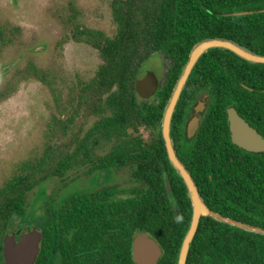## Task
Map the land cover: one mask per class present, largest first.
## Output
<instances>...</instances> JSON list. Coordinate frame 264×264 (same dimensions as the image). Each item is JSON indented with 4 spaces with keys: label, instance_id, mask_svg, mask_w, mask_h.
<instances>
[{
    "label": "trees",
    "instance_id": "trees-1",
    "mask_svg": "<svg viewBox=\"0 0 264 264\" xmlns=\"http://www.w3.org/2000/svg\"><path fill=\"white\" fill-rule=\"evenodd\" d=\"M109 2L115 23L112 34L87 25L72 1L62 18V46L75 41L99 54L90 79H80L63 97L57 75L32 60L14 75L47 85L59 110L48 124L42 151L21 161L0 185V264L4 238L15 217L23 221L17 236L36 222L42 230L34 264H136L132 240L139 230L148 231L160 243L159 264H176L191 201L161 136L165 105L198 40L228 36L264 53V11H259L264 0ZM240 10L257 11L233 14ZM154 52L167 60L166 77L153 100L143 99L136 90V78ZM224 56L238 69H256V75H243L245 83L264 87V75L259 73L264 65L250 64L227 49H210L199 59L177 105L175 145L212 209L264 227V154L233 144L226 115L227 104L235 101L247 114L264 116V91L242 87L226 75L218 63ZM199 79L210 82L212 102L196 136L187 140L184 120L190 99L198 93ZM14 89V82L8 83L0 91V100ZM81 109L84 120L74 136L62 145L54 143L57 134L67 133ZM85 164L88 172L126 171L131 184L119 196L115 187L108 186L74 193L61 205L50 203L43 219L29 218L33 189L49 177H63ZM186 264H264V234L203 216Z\"/></svg>",
    "mask_w": 264,
    "mask_h": 264
},
{
    "label": "rangeland",
    "instance_id": "rangeland-1",
    "mask_svg": "<svg viewBox=\"0 0 264 264\" xmlns=\"http://www.w3.org/2000/svg\"><path fill=\"white\" fill-rule=\"evenodd\" d=\"M75 2L82 10L83 21L109 34L115 30L109 0H0V91L14 82V91L0 100V185L12 175L17 165L40 153L46 141L48 124L59 107L51 89L41 81L14 77L28 61L51 70L57 75L63 97L80 79L93 76L100 57L90 46L70 41L63 46L62 18L68 13L69 2ZM140 71L155 74L158 80L166 76L167 60L160 52H154L142 64ZM17 78V79H16ZM156 95L143 99L153 100ZM84 120L83 109L67 133H59L54 143H62L74 136ZM89 165H78L63 176H52L29 194L30 217L41 220L50 203L61 205L74 193L95 190L103 186L115 187V195H121L131 181L122 171L88 172ZM22 222L13 218L10 231L16 232ZM39 226L38 222L34 223ZM25 226V225H24Z\"/></svg>",
    "mask_w": 264,
    "mask_h": 264
},
{
    "label": "water",
    "instance_id": "water-1",
    "mask_svg": "<svg viewBox=\"0 0 264 264\" xmlns=\"http://www.w3.org/2000/svg\"><path fill=\"white\" fill-rule=\"evenodd\" d=\"M254 11L257 10H240L233 12V14H244ZM259 11H264V9H260ZM213 48L230 50L239 57L253 63H264V53L255 51L228 36H210L195 42L187 61L178 75L161 118V136L167 157L176 173L182 178L186 186L187 195L191 201V216L179 247L176 264H186L190 248L203 216H212L219 221L238 226L245 230L264 234V227L226 216L212 209L205 201L192 172L180 158L175 145L173 117L177 105L199 59ZM158 86L159 80L154 73L149 71H140L138 73L136 90L141 97L147 98L154 95ZM227 114L233 143L246 151L264 152V136L252 127L238 113L235 107L230 106ZM199 121L200 118L198 116H194L189 121L187 126V136L189 138L195 135L199 127ZM165 180L168 194L174 203L171 181L167 173H165ZM42 236V231L35 225H30L26 231L20 233L18 236L14 231L6 234L3 246L4 260L2 264H34L40 251V240ZM162 254L163 249L160 243L148 231L139 230L136 233L132 240V258L136 264H159Z\"/></svg>",
    "mask_w": 264,
    "mask_h": 264
},
{
    "label": "flooded vegetation",
    "instance_id": "flooded-vegetation-1",
    "mask_svg": "<svg viewBox=\"0 0 264 264\" xmlns=\"http://www.w3.org/2000/svg\"><path fill=\"white\" fill-rule=\"evenodd\" d=\"M225 57L226 56L223 57L224 60H220L218 63L222 65V68H223V70H224L226 75L230 76L238 85H240L242 87H245V88L250 89V90L256 89L257 91H264V87L256 88L254 85L246 84L245 83V79L243 78V75H256L257 72H258L256 69L253 70L252 68H248V67H246L247 69H243V70L242 69H238V68L235 67L236 66L235 62L229 61L228 58H225ZM242 59L247 61L244 58H242ZM247 62L250 63V64L264 65V63H253V62H250V61H247ZM259 73H260V75H264V68H262ZM164 81H165V78H163L162 80H159V86H158L157 90L160 88L161 84ZM198 83H199V86H200L199 90H198V93L196 94L195 97H193V99H190V104L187 106L186 117H185V120H184V136H185V138L187 140H191V139H193L196 136V134H197V132H198V130H199L204 118H205V115H206V113H207V111H208V109L210 107V104L212 102V96L213 95H212V88H211L210 82L209 81H205V82L201 83V79H199ZM157 90H156V92H157ZM156 92L154 93L155 95H156ZM230 106L235 107L237 109L238 113L252 127H254L260 134H262L264 136V116L247 114L246 110H244L242 108H239L236 105L235 101L234 102L232 101V102L228 103L227 107H226L227 127H228V132H229V136H230L231 141H232V133H231V130H230V123H229L228 114H227L228 108ZM194 116H198L200 118L199 127H198L195 135L189 138L187 136V126H188L189 121ZM234 145L237 146L236 144H234ZM237 147H239V146H237ZM239 148H241V147H239ZM253 153H263L264 154V152H253ZM174 204H175V201H174Z\"/></svg>",
    "mask_w": 264,
    "mask_h": 264
}]
</instances>
